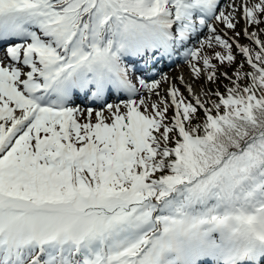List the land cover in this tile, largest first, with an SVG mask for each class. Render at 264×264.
Listing matches in <instances>:
<instances>
[{
    "label": "snow or ice",
    "instance_id": "6c2138e0",
    "mask_svg": "<svg viewBox=\"0 0 264 264\" xmlns=\"http://www.w3.org/2000/svg\"><path fill=\"white\" fill-rule=\"evenodd\" d=\"M0 264H264V0H0Z\"/></svg>",
    "mask_w": 264,
    "mask_h": 264
},
{
    "label": "rangeland",
    "instance_id": "374dc122",
    "mask_svg": "<svg viewBox=\"0 0 264 264\" xmlns=\"http://www.w3.org/2000/svg\"><path fill=\"white\" fill-rule=\"evenodd\" d=\"M181 72H183L184 74H187V68H186V66L179 73H174V74H172V76L175 77L178 74H180ZM221 91H223V89H221Z\"/></svg>",
    "mask_w": 264,
    "mask_h": 264
}]
</instances>
